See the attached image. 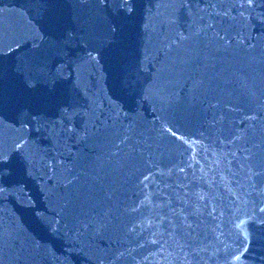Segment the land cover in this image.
Here are the masks:
<instances>
[{
    "label": "water",
    "instance_id": "water-1",
    "mask_svg": "<svg viewBox=\"0 0 264 264\" xmlns=\"http://www.w3.org/2000/svg\"><path fill=\"white\" fill-rule=\"evenodd\" d=\"M0 264H264V0H0Z\"/></svg>",
    "mask_w": 264,
    "mask_h": 264
}]
</instances>
